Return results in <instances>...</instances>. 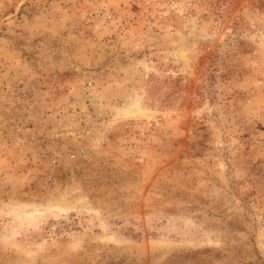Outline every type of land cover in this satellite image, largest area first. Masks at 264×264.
<instances>
[{
  "label": "rangeland",
  "instance_id": "rangeland-1",
  "mask_svg": "<svg viewBox=\"0 0 264 264\" xmlns=\"http://www.w3.org/2000/svg\"><path fill=\"white\" fill-rule=\"evenodd\" d=\"M0 264H264V0H0Z\"/></svg>",
  "mask_w": 264,
  "mask_h": 264
}]
</instances>
